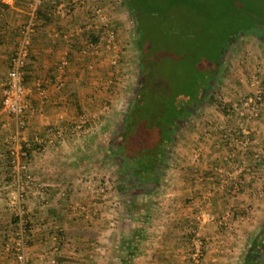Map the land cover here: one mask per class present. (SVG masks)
Wrapping results in <instances>:
<instances>
[{
  "label": "crops",
  "instance_id": "1",
  "mask_svg": "<svg viewBox=\"0 0 264 264\" xmlns=\"http://www.w3.org/2000/svg\"><path fill=\"white\" fill-rule=\"evenodd\" d=\"M90 1L105 8L104 17L92 18L78 5L66 16L57 4L49 18L50 4L44 1L39 6L23 72L33 110L18 127L0 102V264H21L14 247L22 224L28 264H196L198 241L200 264H244L255 219H264V162L256 154L264 152V126L237 117L238 128L231 129L232 114L222 113L215 102H200L220 75L213 63L218 52L211 56L214 76L207 93L174 134L164 176L155 186L158 193L152 194V201L141 194L147 204L142 202L144 210L137 212L136 229L131 220L129 226L118 225L110 194L99 193L96 183L83 179L88 172L101 176L106 169L89 159L99 153L90 154L86 143L97 152L110 153V138L128 109L120 113L125 82L116 89L109 79L118 69L121 80L135 73L125 16L113 0ZM27 3L0 0V88L28 20ZM104 23L116 30L115 51L107 49L102 39ZM242 54H238L242 61L252 56ZM114 56L116 68L110 63ZM234 76L233 82L246 87L241 70ZM58 80L63 84L57 86ZM111 89L118 91L113 94L114 108L104 112L100 103L113 97ZM82 111L94 125L93 132L85 135L88 142L72 125ZM50 129H58V140ZM30 142L27 176L19 178L27 189L18 216L12 206L17 183L9 160L12 149ZM73 198L81 206L72 204ZM248 208L253 210L250 224Z\"/></svg>",
  "mask_w": 264,
  "mask_h": 264
},
{
  "label": "rangeland",
  "instance_id": "2",
  "mask_svg": "<svg viewBox=\"0 0 264 264\" xmlns=\"http://www.w3.org/2000/svg\"><path fill=\"white\" fill-rule=\"evenodd\" d=\"M29 1L31 0H28V5ZM113 2L118 5L119 11L123 13L130 25L128 33L132 40L130 45L132 53L130 54H133L135 57L131 58L135 77L129 72L127 79L121 80L119 75L121 69H118L117 74L119 78L117 84L114 82V85L110 83L113 86L111 88L117 86L116 89H118V87H121V81L125 82V91L121 94L123 96V103L120 106V113H123L126 107L130 105L132 94L135 92L139 80V49L133 22L123 3L124 0H113L112 5ZM169 4L173 6L168 10L169 14L167 13L168 19H166V22L160 19L159 14L150 13L149 8L157 7L161 9ZM143 6L144 11L141 10L143 15L139 17L137 15L135 16L143 56L146 57L149 55L148 57L154 58V60L148 61L149 67L151 70H154V74L159 75L158 77L160 79L165 80L167 84L170 83V89L173 87L175 94H173L174 97L173 95L171 97H173L174 102L180 105L181 102L184 103L188 100L185 96H182V93L179 94L178 90L184 92L189 90L191 86L193 87L197 74L205 75L210 67L209 60L212 59L211 56L219 48L222 49L224 47V52L221 53V57L218 55L214 59L220 70V75H218L217 79L210 86V93L208 95L206 94L207 96L205 95V97L203 94L199 95L198 98L201 99L203 96L200 102L208 101L210 105L214 103L210 99L211 97L217 98L222 102L230 103V106H225V111H220L224 114H232V120L230 121L232 124L231 129L238 128V125H236L237 117L256 120L259 123L261 122V127H263L264 86L262 82L258 84L256 82L260 73L262 74L264 72V42L247 36L238 38L233 34V30L241 24L248 23L251 20V16L258 18L264 23V0H147ZM151 16L153 17L151 18ZM241 52L243 54L251 53L252 56L242 61L238 55ZM238 70H241V73H244L246 77L244 79L246 87L240 86L238 81L233 82L234 77H237L234 74H238ZM116 91L111 89V95ZM114 95L112 98L109 97L106 101L104 100L100 103V107L104 112H110L114 108ZM258 96L259 99L257 98ZM249 97L252 100L251 102L248 101ZM245 101L249 103L245 104ZM161 111L164 110H159L158 113L160 114ZM178 111V108H176L174 112L176 113ZM84 114L88 118L89 123H91V116L84 111L78 113V117ZM78 117H76L77 120ZM233 125L236 127H233ZM178 130L179 127L176 128L175 133ZM50 131L55 134L58 140V129H50ZM251 132H254V130H251ZM87 134L89 133H79V136H85ZM257 137L263 139L260 135ZM86 141H89L88 137ZM30 143L32 147V142ZM257 143L260 144L259 139ZM86 144L89 147L88 151H90V154L99 153L97 156H90L89 159L92 158L93 161L97 162L98 166L106 169L101 171V176L99 172L95 174L88 172L87 175L83 176V179L87 177L86 182L96 183L97 189H100L98 191L99 193L110 194L107 198L111 199L110 207L116 213L114 218L119 220L120 223L118 224L117 222L118 225L129 226L131 220L133 222V230L136 229L137 212L140 213L144 210L142 202H145L141 199L140 186L134 185V182L127 177V174L122 169L121 162L116 159L113 152L108 154L101 153L100 150L97 152L96 149H92L89 145L90 143ZM100 148H104L102 143ZM33 149L36 151L35 148ZM256 154L257 158L261 160L260 163L263 165L264 156L262 154L264 152L258 151ZM166 158L160 178H163L162 175L164 176V168L167 164ZM95 179L97 181H94ZM28 187H31V185L29 184ZM24 188V191H26L27 187L24 186ZM156 190L154 188L151 193L147 194V196L149 195L147 198H150L149 201H152L151 196L158 191ZM71 202L75 206H81L77 198H73ZM82 206L85 205L82 204ZM246 212L248 213L246 216L248 220L246 222L250 224L253 219L249 217L253 210L248 208ZM255 222L257 226L256 229L254 227V231H251L253 234L249 240V251L254 249V247L264 248V219H260V221H256L255 219ZM129 240L132 241L131 239H127L126 241ZM246 257L242 258V263L245 262Z\"/></svg>",
  "mask_w": 264,
  "mask_h": 264
},
{
  "label": "trees",
  "instance_id": "3",
  "mask_svg": "<svg viewBox=\"0 0 264 264\" xmlns=\"http://www.w3.org/2000/svg\"><path fill=\"white\" fill-rule=\"evenodd\" d=\"M44 1L50 4L47 12V17L50 18L52 11H55V5L61 0H40L36 10V17L34 18V25L39 14H41L39 13V6ZM64 1L69 2V0ZM144 2H147V0H124L123 2L132 19L136 34V42L139 49V80L124 119L111 137L109 148L116 156V159L121 162L122 169L127 174V177L134 182V185L140 186V194L145 197V195L152 192L160 179L164 160L169 152L176 128L194 110L198 103L197 99H199L197 97L207 93L208 86H210L214 76V69L211 66L210 59V67L207 73L205 75L197 74L193 87L191 86L189 90L184 92L178 90V93H182V96H185L188 100L177 105L173 99V94H175L173 87L170 89V83L167 84L165 80L160 79L159 75L154 74V70L149 67L148 61L154 60V58L148 57L149 55L143 56L135 16L143 15ZM172 6V4H169L161 9L155 7L149 8V10L150 13L159 14L160 19L166 22L168 10ZM255 19L259 20L251 16V22ZM97 37L99 38V36ZM261 82L264 86V75ZM172 95L173 97H171ZM210 99L222 111H225V106L231 105L214 97ZM176 108L179 111L175 113ZM159 110L164 111L159 114ZM12 221H17L16 216L13 217ZM260 252H264V248L254 247L253 252L247 255V264H264L262 260L258 259Z\"/></svg>",
  "mask_w": 264,
  "mask_h": 264
},
{
  "label": "built area",
  "instance_id": "4",
  "mask_svg": "<svg viewBox=\"0 0 264 264\" xmlns=\"http://www.w3.org/2000/svg\"><path fill=\"white\" fill-rule=\"evenodd\" d=\"M40 3V0H31L29 1L28 5V20L26 24L20 30V35L18 38V42L16 44L15 50L10 57L9 66L7 70V74L4 80L3 85L0 88V102L3 110L13 116L18 123V127H22L24 125V118L26 112L28 110H33L29 102V91L23 84V72H24V65L27 59L28 50H29V43L31 34L33 32L34 26V18L36 17V10ZM59 7L61 8V12L64 15H69L72 7L76 5L86 8L90 13L92 18L99 19L100 17H104L105 8L102 7L100 4H93L90 0H71L68 3H64L62 0L58 3ZM59 12V10H57ZM102 39L105 43V46L109 50H116L117 49V33L113 26L104 23L102 25ZM94 47V46H93ZM116 56L110 58V63L116 68L118 63ZM65 62L62 61L59 64V67ZM115 77L109 79V82L112 84L113 82L117 84V80L119 75L117 74V70ZM57 86L62 85V80H58L55 83ZM259 99V96L257 97ZM248 101L251 102V98H248ZM245 101L244 103H249ZM73 125L74 129L78 133H91L94 130V125L89 123L88 118L86 115H82L78 117V120L74 122ZM29 148L30 144L25 143L24 146H18L17 149H12L11 155L12 157L9 160V163L12 167L11 171L13 174V179L17 183L16 187V204L15 206L12 205V202H9V206H13L16 215L21 216L22 213V203L23 198L25 195V188L24 184L19 182V178L21 174H25L27 176V162L26 158L29 156ZM30 182V180L28 181ZM30 183H27L29 185ZM102 189V188H101ZM100 190V189H99ZM20 239L16 243L14 247L15 256L21 264H28L27 254L25 250V243H24V227L23 224L20 226L19 230ZM199 241L197 242V248L195 251V260L196 264H200V258L202 251H200Z\"/></svg>",
  "mask_w": 264,
  "mask_h": 264
},
{
  "label": "flooded vegetation",
  "instance_id": "5",
  "mask_svg": "<svg viewBox=\"0 0 264 264\" xmlns=\"http://www.w3.org/2000/svg\"><path fill=\"white\" fill-rule=\"evenodd\" d=\"M233 34L235 36H237L238 38L247 36V37H253L254 39H256L258 41L264 42V23L262 21H259V20H256V19L253 20V22H251V20H250L248 23L241 24L238 27H236L233 30ZM217 52H218L219 57H221V53L224 52V47L222 49L219 48L217 50ZM214 62H215V60L213 59V63ZM197 100H199V99H197ZM250 252H253V249H251L249 251V253ZM262 258H264V253L263 252H261V254L258 257V259L262 260L264 262V259H262ZM247 263H248V260H247V257H246L244 264H247Z\"/></svg>",
  "mask_w": 264,
  "mask_h": 264
},
{
  "label": "water",
  "instance_id": "6",
  "mask_svg": "<svg viewBox=\"0 0 264 264\" xmlns=\"http://www.w3.org/2000/svg\"><path fill=\"white\" fill-rule=\"evenodd\" d=\"M134 26V25H133Z\"/></svg>",
  "mask_w": 264,
  "mask_h": 264
}]
</instances>
